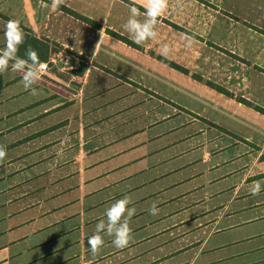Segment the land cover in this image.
<instances>
[{"label": "crops", "instance_id": "1", "mask_svg": "<svg viewBox=\"0 0 264 264\" xmlns=\"http://www.w3.org/2000/svg\"><path fill=\"white\" fill-rule=\"evenodd\" d=\"M0 83V264H264V115L226 151L161 100L264 108V0H0Z\"/></svg>", "mask_w": 264, "mask_h": 264}, {"label": "rangeland", "instance_id": "2", "mask_svg": "<svg viewBox=\"0 0 264 264\" xmlns=\"http://www.w3.org/2000/svg\"><path fill=\"white\" fill-rule=\"evenodd\" d=\"M51 63L54 62L51 61ZM184 87L185 88L182 89H173V93L177 94L179 91H185L186 93L193 94L195 98L191 96L180 98V104L163 99L162 97L161 100H164L169 105L168 111L171 116H179V121L184 122L183 133L186 136L185 138L193 134L200 135L201 133L199 132H202V134H205V136H201L200 139L202 144L208 141L217 142L216 145L230 143L232 146L227 147L226 151L232 150L245 143L243 137L246 135L250 137L249 139L253 144L262 141V137L258 136V131L261 130L263 125L259 116H263L264 113L256 108L257 105H253L252 107L249 105L241 106L236 103L225 105L221 98L217 95L209 94L208 90L202 86L201 88H192L185 84ZM212 99L216 101V105L212 104ZM155 103H157V101H154V104ZM158 103L160 102L158 101ZM189 107L194 108V110H201V112L204 111L205 114L203 116H194L190 112ZM249 107L251 108L249 109ZM193 121L194 127L196 129L199 128V130L195 132L192 128H188V125ZM204 139H206V141H203Z\"/></svg>", "mask_w": 264, "mask_h": 264}, {"label": "trees", "instance_id": "3", "mask_svg": "<svg viewBox=\"0 0 264 264\" xmlns=\"http://www.w3.org/2000/svg\"><path fill=\"white\" fill-rule=\"evenodd\" d=\"M69 11L72 12V13H73L75 16H77L78 18L83 19L84 21H87V22H90V23H95V22H92V20H90V19H88V18H86V17H84V16H81V15L77 14L76 12H74V11H72V10H69ZM108 32H109L110 34H112L113 36H115V37H117V38H120V39H122V40H124V41L130 43V40H128L127 38L123 37L122 35H120V34H118V33H115V32H113V31H111V30H108ZM131 43H132V42H131ZM165 60H166V59H165ZM166 61L169 62V63H170L171 65H173V66L179 67L177 64H175V63H173V62H171V61H168V60H166ZM212 85H213V84H212ZM0 91H1V83H0ZM243 101H245L247 104L251 105L250 102H248V101H246V100H244V99H243ZM256 108H257L259 111H261V112L264 113V108H262V107H260V106H256Z\"/></svg>", "mask_w": 264, "mask_h": 264}, {"label": "built area", "instance_id": "4", "mask_svg": "<svg viewBox=\"0 0 264 264\" xmlns=\"http://www.w3.org/2000/svg\"><path fill=\"white\" fill-rule=\"evenodd\" d=\"M38 68L41 72L48 74L51 71L50 62L48 60H44L39 64Z\"/></svg>", "mask_w": 264, "mask_h": 264}]
</instances>
